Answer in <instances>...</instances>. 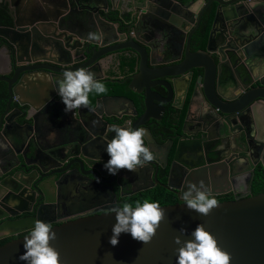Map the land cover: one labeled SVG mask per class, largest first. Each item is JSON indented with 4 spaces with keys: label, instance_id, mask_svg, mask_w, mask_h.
<instances>
[{
    "label": "water",
    "instance_id": "obj_1",
    "mask_svg": "<svg viewBox=\"0 0 264 264\" xmlns=\"http://www.w3.org/2000/svg\"><path fill=\"white\" fill-rule=\"evenodd\" d=\"M1 1L13 23L0 27V56L9 65V72H0L9 96L0 116V241L13 240L0 247V264H26L19 259L25 251L23 239L36 220L54 225L57 239L51 245L61 264H176L175 239H190L198 224L230 255L231 264H264V193L251 196L255 168L264 162V145L244 122L255 118L256 107L264 106V0H135L136 6L134 0H43L45 8L35 0ZM196 4L198 10L192 12ZM213 5L216 14L206 49L193 53L192 39ZM170 17L178 20L176 27H154L158 18ZM128 23L137 24L140 38L132 35ZM89 33L101 39L90 41ZM173 38L180 51L173 49ZM128 50L137 54L138 61L136 74L125 82L129 80V90L143 97V114L139 116L135 102L127 97H104L95 107L66 113L57 90L63 72L85 69L101 82L120 83L110 78L111 71L103 73L102 65L115 59L120 66ZM155 53L163 59L173 54L184 59L171 66L154 64ZM157 88L164 89L167 97ZM189 88L193 100L182 133L201 137L187 143L172 138L167 146L157 145L151 128L159 127L166 99L181 100L186 93V100ZM199 94L204 104L194 103ZM211 116L221 125L215 135L212 128L208 130ZM115 127L147 131L145 146L154 154L153 173L171 167L167 185L153 175L142 176L139 169L108 173L106 148ZM230 134L242 148L234 161L248 160L247 169L239 162L233 171L231 161L218 157L220 149L210 146L215 138ZM183 153L199 161L182 164L189 172L181 173L182 186L177 187L173 183ZM137 181L144 184L132 195L161 185L182 198L189 184L199 187L203 182L214 198L229 192L240 196L218 203L208 216L189 210L185 203L161 207L165 219L152 242L145 245L122 234L114 247L113 209L119 205L112 185L133 186ZM72 192L89 203L69 206Z\"/></svg>",
    "mask_w": 264,
    "mask_h": 264
},
{
    "label": "clouds",
    "instance_id": "obj_2",
    "mask_svg": "<svg viewBox=\"0 0 264 264\" xmlns=\"http://www.w3.org/2000/svg\"><path fill=\"white\" fill-rule=\"evenodd\" d=\"M88 39L99 40L101 37L89 33ZM57 83L58 96L66 106V113H72L81 106L88 107L90 94L103 95L107 92L105 84L85 69L67 70ZM112 131L115 135L106 148L110 159L104 164L110 175H118L121 169L135 172L154 160V154L145 146L147 131L144 128L115 127ZM182 199L189 210L202 216L210 215L219 206L217 199L204 189L203 182L199 187L189 184ZM113 211L117 222L112 227L110 244L114 247L119 244L122 234H130L134 240L149 244L165 219V212L159 203L147 200L143 203L137 201L135 206L124 203ZM181 234H185V230L182 229ZM56 239L57 233L51 224L34 221L30 235L23 239L25 251L19 259L26 264H61L59 252L51 245ZM175 243L179 245L176 264H231L230 255L218 246L217 240L202 224L191 232L190 239L177 237Z\"/></svg>",
    "mask_w": 264,
    "mask_h": 264
},
{
    "label": "flooded vegetation",
    "instance_id": "obj_3",
    "mask_svg": "<svg viewBox=\"0 0 264 264\" xmlns=\"http://www.w3.org/2000/svg\"><path fill=\"white\" fill-rule=\"evenodd\" d=\"M0 4L5 5L3 3V1H1ZM213 6H215V5H213ZM6 8H7V6H6ZM215 8H216V6H215ZM152 10H154V8H152ZM158 19L159 20L157 22H155V23L153 22L154 25H155L154 27L156 29L162 30L163 27H165V26L176 27V25L171 22L170 18L169 19L158 18ZM128 25L132 27V32L130 31L132 33V35L136 34L140 38V31L138 29H136L137 24L128 23ZM152 26L153 25H151V27ZM186 31H188V29ZM196 36H197V33H195V35H194V37L192 39V43H191V52H193V53L199 51V50H196V46H197L195 44ZM171 38H172V36H171ZM171 43L173 44V49L175 51H180V43L178 41H176L175 38H173V40H171ZM200 50H202V49H200ZM183 55H184V53H183ZM123 56L124 57L122 59H124V58H129V59L137 58V54H135L134 52L129 51V50L127 52H125ZM181 59L183 60L184 56L182 58L178 54H176V55L173 54V56H169L168 58L163 59V58L159 57V55L157 53H155L154 64H163V65H170L171 66V65L179 64L182 61ZM117 63H118V65H117ZM114 67L118 68L117 71H116L117 75L114 76L113 74H109L110 78L118 79L120 81V83H123V84H126L129 81L128 80L127 82H125V80H127L128 78H131L132 76H134L136 74V73H134V74H130L129 73V74L120 76L119 75V72H120L119 71L120 70L119 62L116 61L115 63H113L111 65V68H114ZM111 72H115V71H111ZM1 84H3V83H1ZM183 90H185V87L183 88ZM155 91H158L162 95H165L167 97V93H166V91L164 89L157 88V89H155ZM185 94L186 93L180 95L181 98H182L181 100H180V98L178 100L176 98H172V99L168 98V99H166L168 101V103L166 105H163V107L165 109V113L163 115H161V117H160L161 121L158 122L159 127L157 129H155L154 127L151 128V130L154 131V133H155L154 136L157 138V145H159V146L166 145L167 146L168 142L172 138H176V139L178 138V140H181L182 142L187 143V141H189V140H194V139H197V138L201 137V136H199V137L195 138L194 137V133H192L191 136L188 137L187 135L182 133V127H183V124L185 122V118L188 116L187 113H188V108L190 106V101L193 100V89L189 88L188 97L186 98V100H184L185 99V97H184ZM114 97H120V96H114ZM102 98H104V97H102ZM99 99H101V98H99ZM131 100H133V99H131ZM194 103H196V104H204L201 94H199V99H195L194 100ZM13 109H17L15 104L13 105ZM108 111H110V110H108ZM138 111H139V109H138ZM143 112H144V109H143ZM143 112L140 113V111H139V116H141L143 114ZM190 117H192V116H190ZM211 117H212L211 120H212L213 123H212V126L208 128V130H211V128H212V132L215 135V133H219L220 132L221 125H220L219 120L216 117H214V116H211ZM190 121H191V123L192 122L194 123V119L193 118H190ZM255 121L256 120H254L252 117H247L244 120V122L247 125V127L251 126V128L254 126ZM112 122H115V121H112ZM119 123L122 124V121H120ZM102 130H103V127L101 126L98 132L102 133ZM160 134L164 135L163 139L162 138H158L160 136ZM232 135L233 134H230V136H227V137L223 138L222 140H221V138L216 140V138L214 137L215 140L212 143L215 142V144H210V146H215V147L217 146V149L218 148L220 149V150L216 151V153H219L218 157L220 158V154H221V155H223V158H226L227 160L231 161L230 163L232 164L233 171H235V169L237 168V163H239V162L243 163V167H245V169H247L249 167L248 160L243 159V160H240L239 162L234 161L238 157V154L241 153L242 148L240 146H238L237 142L234 139L231 138ZM235 137L239 138L240 134L237 132L235 134ZM227 140L229 141V143L228 144L224 143ZM175 142H177V140H175L174 143ZM221 146H225V147H221ZM174 147H176V146H173V148L170 149V150H172L173 154H175V150H176ZM200 148L203 149L202 146H200ZM250 149H251V146L249 147V151H250ZM183 154H184V156L181 158V161L183 163L180 162L179 169L177 168V171L175 173V180H174L175 182L173 183L177 187H181L182 186L181 185V183H182L181 182L182 181L181 173L184 172L185 174H187L189 172L186 169V167L184 165H182V164L186 163V164L195 165L199 161V159H198L199 157L193 158V157H188L187 153H183ZM243 154H245V152H243ZM254 155H255L256 159L260 160V156L259 155H256L255 153H254ZM157 157H160V154L157 155ZM261 157L263 158V161H264V153L261 155ZM201 158L204 159L203 156H201ZM160 159L161 160L163 159L162 155H161ZM172 162L173 161H171V163ZM150 163L151 162H149L145 167L138 168L139 170H142V173H143L142 176H144V177L146 176L148 178L149 176L153 175V178L157 179L158 182L161 185H167L168 178H169V172H170V168L171 167L169 166L167 169H163L162 167H160V168L156 169L155 173H153V168L154 167H153V165H150ZM260 164H262L264 166V162L261 161L256 166V168ZM256 168H255V170H256ZM244 171H246V170H244ZM244 171H243V173H244ZM228 179L230 180V174L228 175ZM233 179H236V178H233ZM144 181H142V182L137 181V182H135V184L133 186H131L127 182H121V183H119V185H116V184L112 185V187H113V189L115 191V194L117 195V203H118V205L120 206L119 198H127V197H130V196H133L132 195L133 190L135 188L139 187V186H143V184H144L143 182ZM161 185H156V186H161ZM240 187L243 188L244 185L240 184ZM252 188H253V185H252ZM173 194H175V193H173ZM72 196H73V192L71 194H69V196L67 197V200H68L67 202H68L69 206H70V201L69 200L71 199ZM175 196L177 197L178 203H185L184 200L180 196H177L176 194H175ZM238 196H240V194L235 195L234 192H229V193H227V194H225L223 196H217L215 198L217 199V201L220 198H229L230 200L233 201ZM251 196H253V195L251 194ZM76 202H77V206H79L80 204L87 205L89 203V201L86 200L85 198H83L82 195L79 194V193H77V195H76ZM22 217H27V215H23ZM51 226L54 227V225H51ZM9 239L13 240V238H9ZM5 240H7V239H5ZM2 241H4V240H1L0 242H2Z\"/></svg>",
    "mask_w": 264,
    "mask_h": 264
},
{
    "label": "trees",
    "instance_id": "obj_4",
    "mask_svg": "<svg viewBox=\"0 0 264 264\" xmlns=\"http://www.w3.org/2000/svg\"><path fill=\"white\" fill-rule=\"evenodd\" d=\"M215 14H216L215 6L211 7L205 14L202 20L201 26L199 30L197 31V36H196V41H195V44L197 45L196 50L206 49L207 42L210 36V32L212 30V26L214 23ZM12 23H13L12 19L7 11L6 6L3 4H0V27H10L12 26ZM121 60H122V63L120 65V70H119L120 76L129 74V73L130 74L136 73L135 70L137 68V61H138L137 58H133V59L124 58ZM112 74L114 76L117 75L116 71L112 72ZM102 83L105 84L107 92L103 95L90 94L89 96V100H90L89 106L90 107H95L96 102L99 98L120 96V97H127L130 99H133L140 113L143 112V107H142L143 97L138 96L129 90L128 88L129 83H130L129 81L126 84L110 83V82H102ZM8 99H9V96H8L7 86L5 84L0 83V116L4 113L6 109ZM263 193H264V166L260 164L255 170L252 195L258 196ZM145 200L149 202H158L160 207L178 204L177 197L175 196V194H173L172 191L162 186H156L153 189L140 192L138 194H135L127 198H119L120 206H122L124 203H131L133 204V206H135L137 201L143 203ZM227 201H232V200H230L229 198H220L218 200V203H223ZM26 235L28 234L22 235L21 237L26 236ZM11 241L12 239H7V240L0 242V247L4 246L5 244Z\"/></svg>",
    "mask_w": 264,
    "mask_h": 264
},
{
    "label": "crops",
    "instance_id": "obj_5",
    "mask_svg": "<svg viewBox=\"0 0 264 264\" xmlns=\"http://www.w3.org/2000/svg\"><path fill=\"white\" fill-rule=\"evenodd\" d=\"M36 3H37V5H40L41 8H45V4H44L43 0H35L34 4H36ZM133 3L135 4V6L138 4L135 0ZM199 4H200V2H199ZM191 10H192V12H197V10H198L197 4L192 6ZM170 20L175 25L178 23V20L176 18L170 17ZM3 61H4L3 57L0 56V72H2V73L9 72V65L6 63L4 64ZM115 62H116L115 59L110 60L108 62H105V64L102 65L103 73L108 74L110 71H117L118 68H115V67L111 68V65ZM117 65H118V63H117ZM253 69L255 70L254 74L257 75L258 70L256 69V67H254ZM253 117H255L254 120H256V121H255L254 126L252 127V129H253L252 135L255 137V139L259 143L264 145V106L260 105L259 107H256L254 112H253ZM61 127L64 128V126H61ZM249 128H251V126H249ZM77 193L78 192H73V196L69 200L71 207L77 206V202H76Z\"/></svg>",
    "mask_w": 264,
    "mask_h": 264
}]
</instances>
